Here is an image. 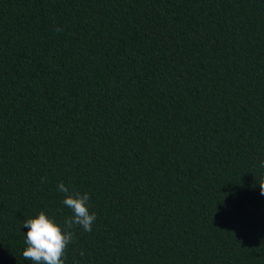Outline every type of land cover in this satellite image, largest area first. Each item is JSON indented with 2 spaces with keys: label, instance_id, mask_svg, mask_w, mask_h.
<instances>
[{
  "label": "trees",
  "instance_id": "16d2710c",
  "mask_svg": "<svg viewBox=\"0 0 264 264\" xmlns=\"http://www.w3.org/2000/svg\"><path fill=\"white\" fill-rule=\"evenodd\" d=\"M264 264V0H0V264Z\"/></svg>",
  "mask_w": 264,
  "mask_h": 264
},
{
  "label": "clouds",
  "instance_id": "9594fccd",
  "mask_svg": "<svg viewBox=\"0 0 264 264\" xmlns=\"http://www.w3.org/2000/svg\"><path fill=\"white\" fill-rule=\"evenodd\" d=\"M57 189L64 194L62 204L72 214L65 219L63 226L44 211L24 221L27 231L22 256L31 264H64L65 252L73 240V227L80 226L84 231L90 232L96 219L95 213L89 211L90 197L87 193L72 192L62 182L57 185ZM260 191L264 194L262 184Z\"/></svg>",
  "mask_w": 264,
  "mask_h": 264
}]
</instances>
